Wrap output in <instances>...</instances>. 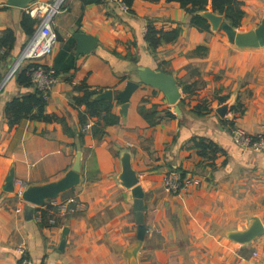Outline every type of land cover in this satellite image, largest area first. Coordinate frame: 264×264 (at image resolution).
Segmentation results:
<instances>
[{
	"label": "crops",
	"instance_id": "crops-1",
	"mask_svg": "<svg viewBox=\"0 0 264 264\" xmlns=\"http://www.w3.org/2000/svg\"><path fill=\"white\" fill-rule=\"evenodd\" d=\"M6 1L0 0V33L14 30L16 43L8 54L0 48V264H17L21 241L34 264H129L137 223L131 189L121 178L126 155L145 193L147 232L139 264H264V233L248 243L227 235L247 229L254 217L264 226V148L241 147L231 135L239 126L264 138V47L239 48L221 28L200 31L173 0H135L127 12L112 1L65 0L52 24L57 43L42 59L60 71L45 110L63 119L74 135L59 121L24 119L10 126L6 103L32 88L19 85L15 73L9 76L29 36L21 27L27 8ZM37 1L51 0H33L27 7ZM241 1L245 16L238 30L256 28L264 0ZM36 19L37 30L41 19ZM149 22L164 31L180 24L182 30L177 40L152 52L145 40ZM201 45L207 46L206 55L192 53ZM72 61L75 68L65 71ZM138 66L175 75L179 102L171 105L161 90L139 83L127 111L114 99L120 120L95 137L98 119L81 124L85 106L73 105V97L82 95L75 87L86 81L99 94L119 93L137 79ZM199 105L206 110L196 109ZM142 109L156 110L160 120L151 125ZM200 139L219 148L213 166L194 144ZM78 153L80 184L70 194L87 209L58 217L54 225L38 222L34 209L15 196V181L28 186L57 180ZM172 171L185 172L194 182L169 192L164 181ZM11 176L14 190L8 191Z\"/></svg>",
	"mask_w": 264,
	"mask_h": 264
},
{
	"label": "trees",
	"instance_id": "trees-1",
	"mask_svg": "<svg viewBox=\"0 0 264 264\" xmlns=\"http://www.w3.org/2000/svg\"><path fill=\"white\" fill-rule=\"evenodd\" d=\"M86 2H100L102 0H85ZM127 4L129 11L132 9V5L135 0H124ZM178 2L183 9L190 16V24L200 31L210 32V23L208 19L203 17L200 13L211 9L213 12L222 14L224 20L227 21L232 27L238 29L241 26L243 18L245 16V11L243 9L241 0H173ZM38 20L28 13H24L21 27L23 31L29 36V38L34 34L36 30V25ZM180 24L176 28L168 31L162 29H157L151 22L147 24L145 40L149 49L155 52L162 44L171 43L177 40L181 33ZM16 43V35L14 30L6 29L0 33V48L5 50V54L10 53ZM194 54L206 55L208 53L207 46L201 45L193 50ZM36 63L27 64L24 67L19 68L15 72L16 80L19 85L32 88L30 92L13 97L9 100L4 108V113L8 120L10 126H14L20 123L24 119L39 120L45 122L59 121L64 125L66 133L69 135H74L68 124L56 115L47 114L45 107L47 105L46 100H44L42 92L35 89L33 86L31 72L32 68ZM52 67V66H51ZM53 68V67H52ZM75 68V63L72 61L67 64L65 71ZM54 69V68H53ZM55 74L60 71L55 68ZM54 69V70H55ZM78 91H81L82 95H77L73 97V105L85 106V111L80 114L81 124H85L89 118L96 117L98 121L92 126V134L100 138L107 130L110 125L117 124L120 120L119 116L113 112V103L106 99H97L96 95L100 91L91 89L86 81H81L76 87ZM185 91L191 90V87L185 86ZM200 106V105H199ZM197 107L198 110H206L204 105ZM208 111V109H207ZM144 117L150 122L151 125H155L160 118L157 117L156 110L146 111L141 110ZM200 113V112H199ZM166 115L168 117H174V115L167 111ZM81 138L84 137L83 133H79ZM195 146L199 149L200 154L203 156V160L206 165L213 166L216 153L219 148L210 141L205 139H200L195 141ZM181 172V171H180ZM182 175H186L185 172H181ZM73 191L64 193L63 195H69ZM44 223L47 224L46 218L48 217V211L43 210Z\"/></svg>",
	"mask_w": 264,
	"mask_h": 264
},
{
	"label": "water",
	"instance_id": "water-1",
	"mask_svg": "<svg viewBox=\"0 0 264 264\" xmlns=\"http://www.w3.org/2000/svg\"><path fill=\"white\" fill-rule=\"evenodd\" d=\"M33 0H7V5H12L21 8H27L30 2ZM203 17L208 19L210 23V30L217 31L221 28L229 42L239 48H258L264 47V17L260 24L251 30L242 31L232 27L227 21L224 20L222 14L213 12L212 10L202 11L200 13ZM137 79L129 80L123 91L114 93L112 89H106L102 93L96 95L97 99H106L113 102L114 99H118L122 102V109L127 111L129 105V99L131 94L138 88L139 83H145L152 87L161 90L167 97L168 102L171 105H175L181 98V92L179 89L177 77L172 74L164 73L158 69H152L146 66L137 67ZM81 154L78 153L77 159L72 168L61 178L49 181L38 185H28L23 192V199L26 202L43 205L47 200L57 198L60 195L72 190L74 187L80 184L81 178ZM124 170L121 176L124 185L131 189L134 198V210L136 214L137 223V242L133 248V254L129 259V264H139L137 259V252L141 247L145 235L147 232V226L145 224V193L142 187L138 183V177L131 167L130 157L126 155L124 158ZM6 190L13 191V176L8 179V187ZM68 229L64 230V237L61 242L63 247L66 243V233ZM264 233V226L261 220L257 217L252 219V222L247 229L243 231H230L228 237L239 243H248L254 240L256 237Z\"/></svg>",
	"mask_w": 264,
	"mask_h": 264
},
{
	"label": "built area",
	"instance_id": "built-area-1",
	"mask_svg": "<svg viewBox=\"0 0 264 264\" xmlns=\"http://www.w3.org/2000/svg\"><path fill=\"white\" fill-rule=\"evenodd\" d=\"M65 0H51V1H37L36 3L27 7L26 11L33 17L41 19L37 30L29 38L9 76H12L18 68L26 62L36 63L32 68L31 78L33 86L42 92L44 100L48 101L57 76L55 70L46 65L42 59L47 56L57 43V34L53 30L54 17L61 12ZM115 2L121 10L128 11V6L124 0H105ZM89 125H86L84 130H87ZM231 135L236 144L241 147H253L255 149L264 148V138L262 136H254L246 129L236 126L231 129ZM194 182L190 176L182 175L178 171L169 172L164 181L165 188L172 193H178L182 189H188ZM15 196L25 202L28 206L34 209L35 219L38 222H43V210L48 211L46 222L48 225H54L58 217H64L70 214H76L87 209V204L83 202L78 195H60L57 198L47 200L43 205H35L26 202L22 195L26 189V183L20 179L15 181ZM17 264H34L28 256L27 244L21 241L16 246Z\"/></svg>",
	"mask_w": 264,
	"mask_h": 264
},
{
	"label": "rangeland",
	"instance_id": "rangeland-1",
	"mask_svg": "<svg viewBox=\"0 0 264 264\" xmlns=\"http://www.w3.org/2000/svg\"><path fill=\"white\" fill-rule=\"evenodd\" d=\"M223 31V30H222ZM224 32V31H223ZM225 33V32H224ZM226 35V34H225Z\"/></svg>",
	"mask_w": 264,
	"mask_h": 264
}]
</instances>
